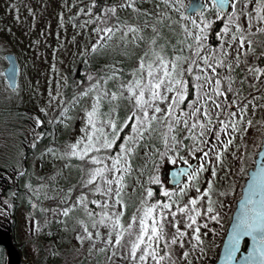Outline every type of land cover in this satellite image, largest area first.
<instances>
[{"label": "rangeland", "instance_id": "obj_1", "mask_svg": "<svg viewBox=\"0 0 264 264\" xmlns=\"http://www.w3.org/2000/svg\"><path fill=\"white\" fill-rule=\"evenodd\" d=\"M83 1H88L83 2ZM108 5L103 8V15L96 16L89 12L88 9L93 10V4L91 0H0V168L5 166H14V171L23 169L24 157L27 147L30 145L36 146V142L41 137L38 128L39 125H51L55 121L61 122V130L68 131L63 147L57 145L55 147L56 165L59 167V178L61 180H70L76 176L79 168H74L75 164L80 162L83 164L86 162V158L68 156L65 153L70 151V145L76 142L80 137L85 135V131L90 130L91 126L87 123V112L93 106L94 101L99 95V104L97 113L99 119L97 120L98 127H105L106 131L110 129L102 123L103 119L107 116L110 109L112 116L119 117L122 112L126 114L132 109L134 99L129 100V92L126 87L130 81L135 83L136 78L142 77L146 83L148 80L147 62L152 60L154 64L155 75L157 72L162 73V69L155 68V64H158V60L150 55L153 47L157 50L162 49L163 53L171 59L175 55H183L184 57H192V52L187 46L182 43L185 39V34L182 25L193 31L196 29L193 25L185 24L184 18H181L175 8L171 5L177 3V0H169L166 5L165 0H107ZM128 3H134L136 8L128 6ZM258 0H249L247 6L243 4V0H238V9H241L244 15L240 16V21L244 27L247 38L251 39L252 47L264 45V42L259 38L264 36V31H257L258 27H264V21L256 19V7ZM259 3L264 5V0H259ZM179 4L183 5L181 11L185 13L184 0H179ZM179 4L177 6H179ZM113 5L116 6V10L106 11ZM159 5V7H157ZM83 9V11H81ZM264 6L260 7L259 12L264 15ZM231 11V5L228 12ZM151 13V15H148ZM211 8H206L204 15L208 17L210 21L209 29L205 36V47L208 52H211L214 48L217 53L221 47V35L224 28V23L218 28L216 35L217 42L209 45L208 33L213 25L214 20ZM252 16V29L248 32V16ZM142 18V19H140ZM198 18V17H197ZM218 18V17H217ZM226 19V17H224ZM150 19L161 21L165 26L158 28L157 24ZM136 20H146L147 23L142 25L137 24L136 28L138 32H134L131 28L126 26L134 25L132 22ZM199 23V20H197ZM153 25L159 36L155 37V45L149 43L155 33L153 31ZM110 26L114 31L110 34H102L96 29ZM169 32V34L167 33ZM165 36V37H164ZM142 37V38H141ZM220 41L218 42V40ZM188 42H192L189 38ZM93 44H97L95 49L92 48ZM225 46H227L225 42ZM248 45H244L246 50ZM139 49L141 54L138 58ZM236 42L233 41L230 48V55L228 61L232 63L231 75L235 78L232 84L233 91L242 92L243 98L248 105L247 110L244 112L245 121L251 120V125L245 123L243 130L235 134V140L229 149L224 153L223 164H216L217 174L211 176L210 167L208 161H203L206 166V170L200 174V188L207 187V181L211 179L213 181V190L211 195L213 199L218 200L223 204V208L218 210L221 213L220 223L214 221L208 222V227L204 228L203 224L200 225L203 251L200 248H196L192 251L189 244V237L185 236L183 248L179 244H171L169 246L172 249L171 258H165L164 264H170V259H174L176 264H186L181 253L187 249L191 252V264H213L219 253L222 239L230 221L232 212L235 208L236 202L240 197L241 189L247 176L248 170L254 164L256 153L258 152L262 138L264 136V73L260 77L254 76L248 66H257L255 51L244 53L241 50L240 62L236 64L235 53L237 52ZM184 52V54H183ZM7 53H13L16 56L19 72L16 89H11L9 82L6 79L4 70L8 65L6 59ZM127 55L134 56V62L127 59ZM126 57V59H125ZM145 60V68L140 69V58ZM110 59V61H109ZM138 59V60H137ZM106 61L112 62L107 63ZM226 61L225 63H227ZM100 66H92L96 63H101ZM189 61H185L183 67L185 69L184 76L186 81L192 85L191 92L186 95L185 101H193L196 98V89L194 87L196 81L193 74L188 73L187 65ZM85 63L91 68H98V71L92 72L89 68L86 69L87 80L83 84L82 91L80 93H86L85 95L77 94L70 100L67 107L62 108L64 100L67 96V87L71 83L73 86H77L82 83L81 78L77 75L84 71L82 65ZM202 63V61H200ZM129 64L132 67L127 72L118 69V66H125ZM83 69V70H82ZM170 70V69H169ZM198 71L193 68V73ZM202 71V69H201ZM210 71V70H209ZM217 73L222 77L229 75L228 68L219 67L216 68ZM76 77V80H75ZM191 78V79H189ZM243 78V81L241 80ZM206 85L205 87H210ZM222 87L227 88V82H222ZM103 90V91H101ZM204 89H201L203 91ZM122 93L118 98L113 99L111 97L112 92ZM106 93V94H105ZM147 95V89H146ZM169 95H171L169 93ZM226 97H231V93L226 92ZM161 107H164V102H158ZM223 103L228 104V99H224ZM255 104V107L252 105ZM211 108V105H209ZM181 108L187 109L186 102H181ZM233 107H236L235 105ZM66 108V109H65ZM6 110H9V114ZM63 110V111H62ZM239 113V108H236ZM151 111V109H150ZM214 111V110H213ZM159 115V114H157ZM203 119L202 114H200ZM221 118H224L223 116ZM37 119L40 123H37ZM166 119L162 123H166ZM191 122V121H190ZM215 126V125H214ZM121 130V129H119ZM165 129L160 126H155V131L151 135L145 136L135 146V151L131 156V174L127 171L124 175V186L121 189L123 205L116 204V212L120 215L121 224H127L130 222V218L133 214H136L137 220L133 222L132 233L138 232L139 217L142 214V209H138L141 201L147 199L146 190L152 188L149 183L158 185V190L163 194L162 202L169 201L173 192L177 196L180 195L179 190L185 187V183L188 180V176L177 187L169 184L168 174L169 170L176 166L189 165L196 161V165L192 170L202 162L200 157L202 153L197 150L194 154L189 153L184 148H180L179 155H177L171 148L165 152L163 142L160 143L164 147L159 157L155 156L154 152L156 146H150L148 144L141 145L145 141L151 142L162 140V134ZM230 131V130H229ZM131 133V127L129 133ZM124 135V136H125ZM177 135L187 145L190 140L186 136V130L183 126H179ZM123 136V137H124ZM123 137L118 141L117 146L113 144L111 150H101L100 153H88V155L96 154L98 158L103 161L104 164L111 166L112 161L107 159V156H115L118 151V144L123 143ZM221 138L224 139L223 133ZM118 139H116L117 141ZM57 142H51L49 148L54 146ZM158 144V143H156ZM217 141L214 137L211 138V145L215 146ZM141 145V146H140ZM42 146V144H41ZM82 146V145H81ZM140 146V147H139ZM62 147V148H61ZM116 147V149H115ZM115 149V151H113ZM183 157V159H181ZM208 159L215 161V157H209ZM83 162V163H82ZM93 162V161H91ZM27 163L32 165L36 174H43L48 169L43 168L42 160H35L29 158ZM91 168L96 167L95 162ZM46 166L50 168L52 165L47 163ZM80 168L83 173L82 166ZM90 169V168H89ZM89 169H87L86 175L81 179V186H86L90 183H94L89 192L85 194V197L89 200V206L87 210L99 216L102 210H108L110 215V208H105L103 201L107 199L104 196V180L98 179L96 181H90L86 183V177L89 175ZM149 170L151 174L146 176V172ZM157 170V173H156ZM15 172H11L6 176L10 179ZM81 174V173H80ZM108 178H112V171L105 173ZM48 176V175H47ZM49 179V177H48ZM54 181H57L54 179ZM27 185L32 184L26 182ZM44 187L41 184H33V194L36 197L42 196L44 198H51V202L55 205L54 208H49L47 211L50 215L46 218V224H49L53 228L52 235L53 245L60 244L63 249H74L80 246L85 240H89L87 247V255L90 256L91 252L97 249H103L101 254L102 261L100 264H134L129 256L128 242L134 238L125 232L120 244V253L116 260H109L111 256L106 253V250L112 252V247L105 246L103 241L106 239V234L109 231V227L99 225L101 236L95 240L89 239L83 231L80 220L85 221L89 225V230H95L91 228L90 220L95 218L86 215L85 208L78 202V197L73 198L74 194L67 189V183L64 182L63 187H58L56 182L47 183ZM99 184L102 191L95 192L93 187ZM57 187V196L50 194L52 189ZM113 188L112 198L108 199V205H112L115 199V184L111 185ZM164 189H168L166 195ZM153 190V188H152ZM227 190V196H218L217 191ZM195 195V189H191L185 192L183 199L187 200L189 196ZM101 200V205L93 203L95 200ZM174 200L175 197H172ZM203 199V198H202ZM206 203V201H205ZM76 204V207L70 209L69 213L65 215L61 209L69 205ZM199 204V202H198ZM33 205L36 206V202L33 200ZM150 206V205H148ZM91 208V209H89ZM160 206L154 210L155 214H159ZM17 224H16V242L22 245L21 262L24 264H35L39 251L37 242L44 239V236L39 235L37 220L32 216V210L28 211L21 208L16 212ZM177 218H181V214L177 213ZM151 217L148 218V222L151 223ZM199 219V218H198ZM165 233L168 237L174 234V229L171 223V217H165ZM177 227L183 228V220L180 219V223ZM216 231L213 232L212 229ZM191 231V229H189ZM206 235H203L205 234ZM77 235L83 237V240H78ZM114 238V233H113ZM34 239V240H33ZM34 241V242H33ZM163 243V242H161ZM193 243H195L193 241ZM17 246V245H16ZM163 250L162 248L160 249ZM139 254V249H138ZM138 264V261L136 262ZM147 264H154L152 257L149 256Z\"/></svg>", "mask_w": 264, "mask_h": 264}, {"label": "snow or ice", "instance_id": "obj_2", "mask_svg": "<svg viewBox=\"0 0 264 264\" xmlns=\"http://www.w3.org/2000/svg\"><path fill=\"white\" fill-rule=\"evenodd\" d=\"M228 2L229 0H210V3L207 5V7L215 10L212 14L213 19L226 17L223 20L224 28L222 34H218L221 35V47L218 53L215 48L211 52H208L205 47L204 38L210 26L208 17L203 12L200 13L197 19L185 17V13L181 11L183 5L179 4V0H177V3L172 4L171 6L177 10L179 16L190 20L196 29L193 31L187 25H182L185 34V39L182 43L191 50L192 57L175 55L169 59L163 53L162 49L157 50L156 47H153L150 55L154 60H158L155 68L162 69V73L157 72L153 75L154 64L150 60L147 62L148 80L146 83L140 77L135 79V83L130 81L127 85H122V87L127 88L130 94L129 100L134 99L133 107L129 113L125 117L118 119L111 114L114 109H110L102 121L110 131H106L105 127H98L97 120L99 116L97 108L99 95H97L92 108L87 112V123L91 126L90 130L85 131V135L72 143L69 146L70 151L65 153L68 156L86 158L95 162L97 166L89 169L86 183L96 181L98 176L104 180L105 187L103 192L107 199L103 201V204L105 208H110L113 213L110 215L108 210H102L99 216H95L93 212L87 210V205L84 203L85 198L81 194L78 202L84 206L86 215L89 217L95 216V218L90 220L91 228L95 230V234L89 230V225L85 221H79L84 233L89 239L95 240L101 236L98 224L109 227L103 243L106 247L109 245L112 247L114 255L122 254L116 251V247L122 243L125 232L134 236L128 242L129 256L134 264L137 261L138 264H147L149 256L152 257L154 264H164L165 258H171L172 256V249L169 246V242L171 244H179L183 248L185 243L183 238L185 236L189 237L188 242L192 251L196 248H200L203 251L204 241L202 240L200 225L203 224V227L207 228L209 221L220 223L221 213L218 207L222 209L223 204L213 199L211 195L213 181L209 179L206 182L207 187L203 188V190L199 186L200 174L206 170L203 161H208L211 176H216V164H223L224 153L233 144L235 134L243 130L245 123L248 125L252 123L251 120L245 121L244 118V112L247 110L248 105L243 98L242 92L232 90V84L235 78L231 75L232 63L228 61V56L230 55V48L233 41L236 42L238 49L234 57L236 64L240 62L241 50H244V53L247 54V52L254 51V49L252 47V41L247 38V33H245L242 22L240 21V16L244 15V13L237 7L238 0H230V12L225 11V6ZM248 2L249 0H243L245 6H247ZM91 3L95 4L96 0H91ZM168 3L169 0H165V4L167 5ZM178 4L179 6H177ZM128 6L133 9L136 8L134 3H128ZM262 6L264 5L260 4L258 0L255 10L256 19L260 21H264V15H261L259 12ZM109 10L114 13L116 6L113 5L110 9H106V11ZM88 11L91 12L92 9L89 8ZM148 15H151V13H148ZM247 19L248 32L250 33L253 18L249 15ZM197 20H199V23H197ZM126 27L131 28L134 32L139 31L135 25ZM96 30L102 36L114 31L110 26H105L102 29L98 27ZM153 31L155 36L149 40V43L155 45V37L160 34L155 32V25H153ZM257 31H264V27H258ZM189 38H191L192 42H188ZM225 42L227 46H225ZM245 44L248 45L246 50L244 49ZM96 47L97 44L92 45L93 49ZM186 60L189 61L187 71L193 74L194 80L196 81L194 85L196 98L193 101H185V97L189 94L190 88L192 87L184 76L185 69L183 64ZM226 61L228 62L225 63ZM145 66V60L141 57L139 67L140 69H144ZM217 66H226L229 75L222 77L216 71ZM193 68L198 71L193 73ZM248 68L256 77H260L264 73V67H253V65H249ZM241 80L243 81V78ZM224 81L227 82V88L222 87V82ZM206 85L211 86L205 87ZM201 89L204 90L201 91ZM226 92L231 93V97H226ZM85 94L79 93V95ZM120 95L122 93L115 91L111 93L113 99L118 98ZM224 99H228L227 105L223 103ZM158 102H164V107H161ZM181 102L187 103V109L180 107ZM209 105H211V108ZM234 105L236 107H233ZM237 107L239 108V113L236 110ZM252 107H255V104ZM200 114H202L203 119H201ZM222 116L224 118H221ZM165 119L167 122L162 123ZM36 122L40 123L38 119ZM127 124H130L131 133L123 137V143L118 144V151L115 156L106 157L112 161L110 168L98 158V155H88V153L93 152L103 155L101 150H111L113 144L116 142V138L120 135L119 129ZM156 125H160L165 129L162 134L165 152L171 148L172 151L179 155L180 148H184L193 154L199 150L202 153L200 157L202 162L195 170H192L191 166H189L187 170L188 180L185 183V187L179 190V196L173 192L169 201L162 202L156 200L150 206L145 201H141L142 204H145V207L142 209V214L139 217V230L136 233H132L133 222L137 220L136 214L131 216L130 222L121 224L120 215L116 212L115 205L124 204L121 189L124 186L125 172L127 171L128 174H131L132 165L130 161L135 151V146L145 136L151 135L155 131ZM181 125L186 130V136L190 140V143L187 145L177 135V131ZM221 133H223L224 139L221 138ZM212 137L215 138L217 144L210 147ZM210 156L215 157L214 162L208 159ZM108 171H112V178H108L105 175ZM181 171H184V169ZM113 183L115 184V199L112 205H108V199L112 198L113 188L111 185ZM191 189H195V195L189 196L187 200H184L185 192ZM92 190L95 192L102 191L99 184L94 186ZM164 192L167 195L168 189H164ZM217 194L218 196H227L228 192L227 190L217 191ZM146 195H152V188L146 190ZM172 197H175V199L173 200ZM93 203L101 205L102 201L97 199ZM157 206H160L158 215L154 213ZM75 207L76 204H72L64 207L61 211L67 215L70 209ZM177 213L181 214L180 219L183 220V228L177 227V224L180 223V219L177 218ZM169 216L171 220L168 222L172 224L174 229V234L170 237L166 235L164 227V218ZM149 217L152 218L151 223L148 222ZM212 231L215 232L216 229L213 228ZM203 235H206V233ZM242 237L251 238V247L247 248L245 255L236 259L242 247ZM77 239L82 241L83 237L77 235ZM246 244L247 241H245ZM161 248L163 249L162 251L160 250ZM224 248L225 259L228 261V264H264V161L261 163V168L253 174L245 195L240 199L239 210L235 214L234 222L232 223L231 231L227 236ZM181 255L186 264H191V252L189 250H183ZM170 264H176V261L170 259Z\"/></svg>", "mask_w": 264, "mask_h": 264}, {"label": "trees", "instance_id": "obj_3", "mask_svg": "<svg viewBox=\"0 0 264 264\" xmlns=\"http://www.w3.org/2000/svg\"><path fill=\"white\" fill-rule=\"evenodd\" d=\"M83 2H88V1H83ZM108 5L107 0H96V3L93 4V10L92 14H95L96 16H101L103 15L102 11L103 8ZM142 19V18H140ZM149 21H153L157 24L158 28L165 26L161 21L155 20V19H150ZM148 21L146 20H136L133 21L132 23L137 26V24H144L147 23ZM215 28V26H214ZM157 31V28L155 32ZM169 34V32H167ZM165 37V36H164ZM213 42V39H212ZM141 54V50L139 49L138 55L135 56V58H138ZM127 59H129L131 62H134V56H126ZM125 57V59H126ZM256 62L255 64L260 67H264V45L262 46H257L256 47ZM110 61V59H109ZM106 61L107 63H112ZM103 62L93 64L92 66H100ZM84 71H81L77 77L81 78L82 83L73 86L71 83L67 87V96L64 100V103L62 105L63 109L64 107H67L68 103L70 102L71 99H73L77 94H79L82 91L83 84L86 82L87 77H86V69H90L92 72L98 71V68L95 67L94 69L89 67L85 68V63L82 65ZM132 66L129 64H125V66H118V69L121 71L127 72L128 69H130ZM82 69V70H83ZM76 80V77H75ZM66 109V108H65ZM7 113L9 114V110H6ZM63 111V110H62ZM126 116L125 112H122L119 118H123ZM61 122L60 121H55L51 125H39L38 131L39 134L41 133V137L39 140L36 142V146L30 145L26 149L25 157H24V163H23V169H19V171H14L13 168L14 166H5L3 169L0 168V229H7L10 231L13 235V240L14 243L17 245L19 250H22V245L17 244L16 242V224H17V217H16V212L18 209L21 208V205L23 204V208H25L28 211L32 210V216L37 220L38 226V232L40 233L39 235L44 236L43 240H40L37 242L38 246V257L36 258L35 264H100L102 261L101 254H103V249H97L94 252L90 253V256L87 255V247L89 245V240L85 239L79 247L74 248V249H63L60 244L53 245L52 240L53 237L51 238L48 235H52L53 233V228L51 225L46 224V221H44L46 218H49L50 215H48L47 211L49 208H54L55 205L53 204V201L51 202V198H44L43 195L36 197L33 194L34 190V185L33 184H41L42 187L44 185H47L46 182L48 183H54L58 185V187H63L64 182L67 183V189L73 194V198H80L81 194H83V197L85 198L84 203H86L89 206V200L85 197V194L89 192V188L94 184L90 183L86 186H81V179L86 175L87 169L91 168L93 166L94 162H91L90 160H86L85 163L80 164V162H77L75 164V161H73V166L74 168H79L77 170V174L74 178L70 180H61L58 179L59 177V167L56 165V156L53 154L55 151V147L57 145H61L63 147L66 139L68 131H70V128L67 131L61 130ZM129 128L130 124L124 125L121 127L119 130L120 135L116 138L118 139L115 143L117 146V143L119 140L122 139V137L129 133ZM59 143L55 144L51 148H49L51 142H57ZM42 144V146H41ZM148 144L150 146L154 145V142H149L146 141L142 143L141 145ZM140 145V146H141ZM139 146V147H140ZM61 147V148H62ZM116 149V147H115ZM115 149L113 151H115ZM164 149L162 145H159L157 149L155 150L154 154L155 156L159 157L161 154V151ZM29 158L35 159V160H42L43 161V168L48 169L46 172L43 174H36L33 170L32 165L27 163V160ZM49 163L52 166L48 168L46 164ZM80 165L82 166L83 173L80 172L82 171L80 168ZM157 171V170H156ZM11 172H15L14 175L10 179H7L6 176L8 174H11ZM81 173V174H80ZM151 174L149 170L146 172V176ZM48 175V176H47ZM49 177V179H48ZM56 179L57 181H54ZM31 182L32 184L27 185L26 182ZM149 186L153 188L152 190V195L148 196L147 199L144 201L146 202L147 205H151L155 203L156 200H161L163 196L159 192L158 187L156 185H153L152 182L149 183ZM55 189H52L50 191V194L53 196H57L58 191ZM33 200L36 202V206L33 205ZM145 204H140L138 209L141 210ZM91 209V208H89ZM34 240V239H33ZM34 242V241H33ZM116 251L120 252V245L116 247ZM106 253L111 256V259L109 260H116V258L119 255H114L113 251L110 252L106 250ZM7 258H6V251L4 247L0 246V264H6ZM21 264H24L21 262Z\"/></svg>", "mask_w": 264, "mask_h": 264}, {"label": "water", "instance_id": "obj_4", "mask_svg": "<svg viewBox=\"0 0 264 264\" xmlns=\"http://www.w3.org/2000/svg\"><path fill=\"white\" fill-rule=\"evenodd\" d=\"M229 3H230V0L225 6V11L228 10ZM204 7H205V3L203 2V0H191L189 3L187 13L192 14L194 12H200L204 9ZM6 59L8 61V66L5 69L4 73H5L7 81L9 82L10 87L14 89L17 86V79H18L17 59L13 53L6 54ZM262 161H264V136L262 138L261 147L256 154L254 165L247 172V178L244 181L240 198L236 202L235 209L233 211L231 220L227 227L226 234L221 244L218 258L214 264H228V261L225 259L224 245L227 241V236L229 232L231 231V227H232V223L234 222L235 214L239 210L240 199L245 195L248 189L249 182L251 181L253 177V174L256 173L258 169L261 168ZM190 166L192 169L194 165H190ZM188 168L189 166H178V167L171 169L170 175H169L170 183L172 185H177L180 182H182L184 176L187 175ZM182 169H184V171H181ZM245 241H247L246 245H245ZM241 243H242V247H241V250L238 252L236 259H238L240 256L245 255L247 248L251 247V238L242 237ZM0 246L4 247L6 250L7 264H21L20 250L14 244L12 234L7 229H0Z\"/></svg>", "mask_w": 264, "mask_h": 264}, {"label": "flooded vegetation", "instance_id": "obj_5", "mask_svg": "<svg viewBox=\"0 0 264 264\" xmlns=\"http://www.w3.org/2000/svg\"><path fill=\"white\" fill-rule=\"evenodd\" d=\"M212 11L214 12L215 10L214 9H212ZM263 12H264V9H263ZM196 15V14H195ZM195 15H192V16H195ZM191 16V17H192ZM225 18L224 17H218V18H216L215 20H214V22H213V24H214V26H215V28L217 29V31H218V28L219 27H221L222 25H223V20H224ZM259 39H261L263 42H264V36L263 37H260ZM220 41V39L218 40V42ZM216 42H217V40H216Z\"/></svg>", "mask_w": 264, "mask_h": 264}]
</instances>
